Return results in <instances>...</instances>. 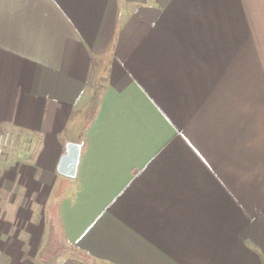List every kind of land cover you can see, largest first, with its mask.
Wrapping results in <instances>:
<instances>
[{"label":"crops","instance_id":"0c3cea01","mask_svg":"<svg viewBox=\"0 0 264 264\" xmlns=\"http://www.w3.org/2000/svg\"><path fill=\"white\" fill-rule=\"evenodd\" d=\"M0 130V264H264V0H0Z\"/></svg>","mask_w":264,"mask_h":264},{"label":"water","instance_id":"95a60500","mask_svg":"<svg viewBox=\"0 0 264 264\" xmlns=\"http://www.w3.org/2000/svg\"><path fill=\"white\" fill-rule=\"evenodd\" d=\"M81 145L68 142L65 147V153L61 156L58 171L68 177H74L76 166L79 159Z\"/></svg>","mask_w":264,"mask_h":264},{"label":"built area","instance_id":"2783aa9c","mask_svg":"<svg viewBox=\"0 0 264 264\" xmlns=\"http://www.w3.org/2000/svg\"><path fill=\"white\" fill-rule=\"evenodd\" d=\"M17 133L11 130H0V154L9 152L17 143Z\"/></svg>","mask_w":264,"mask_h":264},{"label":"trees","instance_id":"16d2710c","mask_svg":"<svg viewBox=\"0 0 264 264\" xmlns=\"http://www.w3.org/2000/svg\"><path fill=\"white\" fill-rule=\"evenodd\" d=\"M99 97H100V90L98 89L95 91L93 97L91 98L90 106L87 109L85 115V125H88L95 116L99 104Z\"/></svg>","mask_w":264,"mask_h":264}]
</instances>
